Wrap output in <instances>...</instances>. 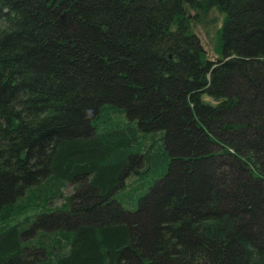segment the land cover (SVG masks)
<instances>
[{
  "label": "trees",
  "instance_id": "obj_1",
  "mask_svg": "<svg viewBox=\"0 0 264 264\" xmlns=\"http://www.w3.org/2000/svg\"><path fill=\"white\" fill-rule=\"evenodd\" d=\"M0 264H264V0H0Z\"/></svg>",
  "mask_w": 264,
  "mask_h": 264
},
{
  "label": "rangeland",
  "instance_id": "obj_2",
  "mask_svg": "<svg viewBox=\"0 0 264 264\" xmlns=\"http://www.w3.org/2000/svg\"><path fill=\"white\" fill-rule=\"evenodd\" d=\"M195 33H196L197 37L199 38L202 47L208 52L209 55H211V53H210V47L207 46V43H206V41L204 39V35L198 29L195 30ZM137 186H132V188L135 189ZM62 193H63V195H66V196L67 195H70L72 193V187L67 186L66 188L63 189V192ZM131 197H132V199H134V195L131 194Z\"/></svg>",
  "mask_w": 264,
  "mask_h": 264
}]
</instances>
